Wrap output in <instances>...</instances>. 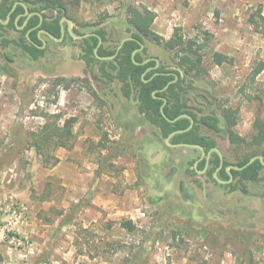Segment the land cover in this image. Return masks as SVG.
I'll return each instance as SVG.
<instances>
[{
  "label": "rangeland",
  "instance_id": "374dc122",
  "mask_svg": "<svg viewBox=\"0 0 264 264\" xmlns=\"http://www.w3.org/2000/svg\"><path fill=\"white\" fill-rule=\"evenodd\" d=\"M66 3L71 28L84 33L101 27L109 49L130 35L127 3L154 12L152 30L165 39L176 27L187 38L208 32L207 51L223 53L228 62L218 67L206 57L207 73L193 82L190 95L209 113L238 109L232 131L250 141L254 119L264 120V69L253 76L264 63V0ZM80 41L50 42L35 62L0 47V264H123L140 248L148 249L144 264H264V185L229 194L216 189L204 203L199 177L190 173L200 152L165 146L137 116L131 119L135 103L121 95L117 82L93 81L97 65H85ZM146 48L144 57L175 66L173 52L149 42ZM54 115L61 116L59 126L76 119L73 145H49L46 162L29 135ZM217 144L229 164L251 152L231 144L227 131ZM160 197L159 205L151 202ZM213 208L229 214L217 216ZM67 215L72 219L64 223ZM123 221L135 230L121 228ZM246 225L253 239L244 245L239 227Z\"/></svg>",
  "mask_w": 264,
  "mask_h": 264
},
{
  "label": "trees",
  "instance_id": "16d2710c",
  "mask_svg": "<svg viewBox=\"0 0 264 264\" xmlns=\"http://www.w3.org/2000/svg\"><path fill=\"white\" fill-rule=\"evenodd\" d=\"M16 2L27 5L30 12L40 13L44 18L42 28L56 38H59L60 36V21L62 18L66 17L70 21H73L69 15V8L67 7L66 0H0V18L2 21L6 19L13 4ZM124 10L125 21L128 26V31L130 32L128 37H132L133 39L126 41L116 57L112 60L100 61L96 57V55L110 57L114 55L118 46L117 45L113 49L104 46V43L109 41V39L103 29L92 32V28H90L88 29L89 31L81 33L76 28H72V32L75 35L95 33L101 37L102 44L98 48L96 54L94 53V49L98 44V38L96 36L90 35L80 41V48L82 51L81 59L85 62L87 67H91L94 64L97 65L103 82L109 84L117 82L119 84L121 95L130 102V83L133 84L134 96L132 101L135 102L138 100V103L132 105L134 114L131 119H133L134 116H137V121L143 129L152 131V134L155 133L154 135L159 140L163 141L166 146L165 139L174 131L188 128L190 120L187 118H181L174 123L168 122L160 112V108L163 105V99H165L166 103L163 107V112L169 119L172 120L180 115L187 114L194 120V125L190 130L176 134L169 140L171 144L187 143L200 145L205 152H208L212 148L218 146L214 139L215 133L227 131L228 140L231 144H245L251 148V152L246 154L238 163H236L235 166L242 167L255 156H262L264 162V120L259 117L254 119L252 123L251 139L247 142L244 138H241L232 131L238 122V109L224 107L220 109L218 115L216 112L209 113L204 109L194 106L195 100L191 97L190 91L195 89L193 87V82L202 79L207 73L205 67L206 57L209 56L210 64L218 67H221L228 62L223 53L213 50L207 51V37L209 36V33L203 31L191 38H187L181 32V29L176 27L173 29L171 36L168 39H165L152 30L155 13L150 9L147 7H137L134 4L127 3L124 6ZM23 11V7L18 4L15 11L10 14L7 26H4L0 22V47L3 50L12 47L24 54L25 58L29 61L35 62L45 55V50L38 47L41 46V42L36 37V30L29 32V39L26 36V32L38 23L39 17L33 16L28 25L23 30H19L18 27L21 26L24 19L21 18L18 21L17 26H15L13 20ZM46 13H49V15ZM262 21L264 23V20ZM253 24L258 25L257 22ZM3 33H8L10 36L8 38L4 37L2 36ZM66 36L68 39L73 40L67 32ZM137 41L144 45V48L136 53L134 57V60L139 63V65H135L131 57L132 52L139 48ZM146 42L152 43L165 51L173 52L175 66L163 65L160 63L158 68H154L156 64L154 60H151L144 65H140L145 59H148L144 57L147 52ZM149 67L153 68L142 76L143 72ZM263 69L264 63L261 62L254 69L253 76L258 75ZM169 72H174V74H176L177 81L172 83L165 91H161L168 82L174 79L173 76L167 75ZM133 102H131V104H133ZM60 117V115L52 116L54 119L53 122H47L38 132H33L29 135V145L35 150L37 155L44 157L46 162L52 157V151L48 150L49 145H52L51 147L53 150L61 147L70 149L73 145L74 135L72 128L76 119H67L62 126H59L57 125V121L60 120ZM133 121L134 120H131L130 122ZM220 125L223 128H221ZM203 128L208 131L210 135L203 134L201 132ZM152 134L151 136H153ZM103 138H106V134H103ZM102 149L107 148L106 146H102ZM116 149L118 150V153L116 154L119 155L121 153L119 150L120 148ZM194 150L199 152L197 149ZM102 159L103 163H106L107 156H104ZM218 164V154L213 152L210 158V168L205 175L210 180L206 181H212L221 188L229 187L219 185L217 180L213 177V173ZM203 166L204 161L198 165L197 169H202ZM190 173L196 175L194 169H191ZM232 174L237 180H234V184L231 185V190H244L247 186L246 182H252L253 180H255V182L262 181L264 183V165L258 159L242 170L232 171ZM217 176L219 179L227 178L224 168H222ZM162 199L163 198L160 197L159 199H153L151 202L155 205H159V201ZM71 219L72 215H67L63 221L66 223ZM120 226L128 232H133L135 230L131 221L120 222ZM239 230L241 233L240 239L244 245L246 244V240L248 242L253 239V235L251 234L253 230L251 226H241L239 227ZM131 255L132 258L125 260L123 264H144L147 260L148 249L140 248L137 252Z\"/></svg>",
  "mask_w": 264,
  "mask_h": 264
},
{
  "label": "flooded vegetation",
  "instance_id": "af4514ba",
  "mask_svg": "<svg viewBox=\"0 0 264 264\" xmlns=\"http://www.w3.org/2000/svg\"><path fill=\"white\" fill-rule=\"evenodd\" d=\"M17 3V2H16ZM16 3H14L13 4V6H12V8H11V10L9 11V14L7 15V17H6V19L4 20V21H6L7 19H8V21H7V23L6 24H3L4 26H7V24L9 23V17H10V14L12 13V12H14L15 11V9H16V7H17V5L14 7V5L16 4ZM30 12V11H29ZM30 13H38V12H30ZM25 14V11H23L22 13H19L15 18H14V20H13V22H14V24H15V26H17V23H18V21L21 19V18H23L24 20H23V22L21 23V26L20 27H18V29L19 30H23L27 25H28V23H29V21H30V19L33 17V16H38V15H36V14H33L29 19H28V21H27V23L24 25V22L26 21V19H27V16L26 15H24ZM39 17V16H38ZM3 21V22H4ZM43 21H44V18H43V20H42V22L40 23V19H39V21H38V23L36 24V25H34L32 28H30L29 30H27V32H26V36H27V33L29 34V32H31V31H33V30H36V37H37V39L41 42V46H38L40 49H46V47L47 46H49V43L50 42H55V43H62V42H66L67 41V36H66V32H65V35H64V37H63V40L61 41V42H56V41H54L53 39H51L47 34H45V33H42L41 31L42 30H44V31H47V30H45L44 28H42V24H43ZM2 24V23H1ZM98 30H101V27H95V28H92V32H95V31H98ZM48 32V31H47ZM49 33V32H48ZM50 34V33H49ZM87 34V33H86ZM93 34V33H92ZM95 34V33H94ZM39 35H40V37L42 38V40L45 42H43L41 39H39ZM84 35V34H83ZM97 35V34H96ZM61 37V32H60V36H59V38ZM56 38V37H55ZM85 39V38H84ZM83 40V39H82ZM45 44V45H44ZM101 46V45H100ZM99 46V47H100ZM155 58H148V59H145V60H148V62L149 61H151V60H154ZM144 60V61H145ZM101 61V60H100ZM141 65V64H140ZM144 65V64H143ZM159 66H160V62H159ZM153 67H149V68H147L146 69V71H144L143 72V74L145 75V73L147 72V71H149V70H151ZM154 68H155V66H154ZM158 68V67H157ZM97 72H98V76L97 77H94L95 79H93V81H96V82H99V83H103V81L101 80V73L99 72V69L97 68ZM142 74V76H144ZM155 75V74H154ZM167 75H170V76H173L174 77V79L173 80H171L170 82H168L167 83V85L161 90V91H165L172 83H175L176 81H177V79H175V76H176V74H174V72H169V73H167ZM105 83V82H104ZM170 83V84H169ZM194 106L195 107H199V108H201V109H204L205 110V108H204V106H202V105H200V106H198L197 104H196V102L194 103ZM224 133H226V131H224ZM220 136V133H215V135H214V139L216 140V142H217V139H218V137ZM218 145V144H217ZM215 148H218V146L217 147H215ZM213 149V148H212ZM219 149V148H218ZM200 152V151H199ZM207 153V152H206ZM213 153V152H212ZM212 153H211V155H212ZM200 157H201V152H200V155L197 157V159L193 162V164H192V169H194L195 170V172H196V176H198L199 177V183H198V185H199V188H200V190H201V192H202V201L204 202V203H209L210 204V200H211V195H212V191H214V190H219V192H222V193H225V194H229V192L231 193V192H234L235 190H231V185H233L234 184V180H237V179H235L234 177H233V174H232V171H238V170H236V169H234V168H232V167H236V168H241V167H237V166H235L236 164H229L226 160H224V158H223V163H222V166L220 167V160H219V164H218V166H217V168L215 169V171H214V173H213V177H214V174H215V172H216V174L218 175V173L222 170V168H224V170H225V172H226V174H227V178H224V179H220V180H222V181H224V182H226V183H219L218 181H217V183L219 184V185H223V186H229V187H225V188H221V187H219L216 183H213L212 181H206V180H210V179H208L205 175H206V172L209 170V168H210V158H211V156H210V158H209V161H208V165H207V167H206V156H204L201 160H200ZM198 161V163H197V166H196V168L194 167V163L195 162H197ZM202 161H204V166H203V168L202 169H197V167H198V165L202 162ZM225 163H227V164H225ZM206 168V169H205ZM219 168V169H218ZM244 169V168H243ZM218 170V171H217ZM240 170H242V169H240ZM229 173L232 175V178L230 177V175H229ZM218 177V176H217ZM216 180V179H215ZM246 184L248 185V184H252V185H257V184H259V185H264V183L262 182V181H260V182H255V180H253L252 182H246ZM209 187H211L212 188V190L209 192V197H207L206 196V194H207V192H208V188ZM240 190V189H239ZM211 212L212 213H214L215 215H217V216H220V217H226V216H228V214H229V211H226V212H221L219 209H217V210H215L214 208L213 209H211Z\"/></svg>",
  "mask_w": 264,
  "mask_h": 264
},
{
  "label": "water",
  "instance_id": "95a60500",
  "mask_svg": "<svg viewBox=\"0 0 264 264\" xmlns=\"http://www.w3.org/2000/svg\"><path fill=\"white\" fill-rule=\"evenodd\" d=\"M18 4H20V5L23 7V9H24V11H25V14H24V15L27 16V19H26V21L24 22V25L27 23L28 19H29L33 14L38 15V16H39V19H40V23L42 22V20H43V16H42L40 13H30V12H29V9H28V7H27V5H25L24 3H19V2H17V3L14 5V7H15L16 5H18ZM7 21H8V19H7L6 21L3 22V21L1 20V18H0V22H1L2 24H6ZM61 21H65V25H64ZM61 21H60V32H61V37H60V38H55L54 36H52V35L49 34L47 31H44V30H42L41 32L47 34L51 39H53V40L56 41V42H61V41L63 40V37H64V35H65V32H67V33H68L73 39H77V40H82V39H84V38L89 37L90 35L96 36V37L98 38V44H97V47L94 49V53H95V54L97 53V50H98L99 46L102 44V39H101V37H100L99 35H96V34H94V33H93V34L87 33V34H84V35H75V34L72 32L71 21H70L68 18H66V17L62 18ZM27 37H28V33H27ZM28 39H29V37H28ZM39 39L42 40V38L40 37V35H39ZM132 39H133L132 37H126V38H123V39L120 41V43L118 44V46H117V48H116V51H115L114 55H112V56H110V57H101V56L96 55V57H97L99 60H112L113 58L116 57V55L118 54L119 50L122 48L123 44H124L126 41H129V40H132ZM42 41H43V40H42ZM43 42H44V41H43ZM137 42H138V44H139V48H138V49H135V50L132 52V56H131V57H132V60H133V62H134L135 65H139V63H137V62L134 60V57H135L136 53L140 52V51L144 48V45H143L141 42H139V41H137ZM44 43H45V42H44ZM44 45H45V44H44ZM154 61H155V63H156V64H155V68L159 67V60L154 59ZM147 62H148V60H145V61H143V62L141 63V65L146 64ZM143 75H144V74H143ZM92 78L95 79L94 77H92ZM175 79H177V76H175ZM103 83H104V82H103ZM169 84H170V83H169ZM133 96H134V87H133V84L130 83V100H131V101L133 100ZM134 103L137 104V103H138V100H136ZM165 103H166V100L163 99V105H162L161 108H160V112H161L162 116H163L168 122L174 123V122H176L177 120H179V119H181V118H187V119L190 120V124H189L188 128H186V129H184V130H177V131H174V132H172V133H171V134L165 139V143H166V145L169 146V147H172V148H182V147H184V148H193V149H197V150H199V151L201 152L200 160H201L204 156H206V167H207V165H208V161H209V158H210V156H211V153H212V152H215V153L218 154V157H219V160H220V167H221V166H222V163H223V156H222L221 151H220L218 148H213V149H211L210 151H208V152L206 153L205 150L203 149V147L200 146V145L187 144V143L171 144V143L169 142V140H170L174 135L179 134V133H183V132H185V131L190 130V129L193 127V125H194V120L192 119L191 116H189V115H187V114L180 115V116H178V117H176L175 119H172V120L169 119V118L164 114V112H163V107H164ZM257 159L260 160V162L264 165V162H263V160H262V156H255V157H252V158H251V159H250V160H249L244 166H242L241 168H236V167H232V168H234V169H236V170L243 169V168H245V167H248L250 164H252V163H253L255 160H257ZM197 163H198V161L194 163V167H195V168H196V166H197ZM205 169H206V168H205ZM218 169H219V168H218ZM217 171H218V170H217ZM229 175H230V177L232 178V175H231L230 173H229ZM214 178H215L219 183H226V182L220 180V179L217 177L216 172H215V174H214Z\"/></svg>",
  "mask_w": 264,
  "mask_h": 264
},
{
  "label": "crops",
  "instance_id": "0c3cea01",
  "mask_svg": "<svg viewBox=\"0 0 264 264\" xmlns=\"http://www.w3.org/2000/svg\"><path fill=\"white\" fill-rule=\"evenodd\" d=\"M203 4V3H202ZM202 4L201 5H199L198 4V7L195 9V8H193V10H195L196 12L197 11H201V7H202ZM154 11H156V10H154ZM154 24H155V21H153V24H152V26H154ZM166 30V26H165V28H164V26L162 27V29H159V30H157L160 34H163V32Z\"/></svg>",
  "mask_w": 264,
  "mask_h": 264
}]
</instances>
